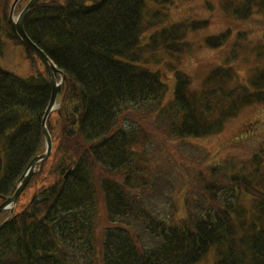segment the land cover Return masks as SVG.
I'll return each mask as SVG.
<instances>
[{"label": "trees", "instance_id": "1", "mask_svg": "<svg viewBox=\"0 0 264 264\" xmlns=\"http://www.w3.org/2000/svg\"><path fill=\"white\" fill-rule=\"evenodd\" d=\"M13 1L0 0V29L22 48L32 76L0 66V205L45 151L41 120L52 90L41 61L11 31ZM172 1L39 0L26 14V36L61 73L55 77L62 85L46 123L51 155L27 187L42 175L43 183L22 212L0 214V264H264L262 123L245 122L231 145L245 149L238 161L206 157L207 168L195 165L197 179L184 176L175 200L180 215L174 194L159 190L170 177L158 176L162 151L152 148L216 136L247 110L264 108V0L222 4L251 29L238 32L223 62L196 82L178 61L198 51L187 37L207 25L165 21ZM228 37H207L204 46L216 50ZM164 80L173 82L166 108ZM172 150L168 160L179 177L184 157Z\"/></svg>", "mask_w": 264, "mask_h": 264}, {"label": "rangeland", "instance_id": "2", "mask_svg": "<svg viewBox=\"0 0 264 264\" xmlns=\"http://www.w3.org/2000/svg\"><path fill=\"white\" fill-rule=\"evenodd\" d=\"M224 2H226V0H173L167 6V8L163 10L165 13L164 16L166 17L164 20L168 22H174L176 20L184 19L203 20L204 22H206V29L204 28L198 30V32L191 33L187 37L190 43L192 42L196 46V50L198 51L195 52V54L190 56L188 55V57H184L183 59L178 61V68L188 76L192 77L194 79V82H196L197 79L205 73V70L207 71L211 66L218 65L223 62V60L225 59L224 57H226V55H228V52L231 51L230 45L234 41L235 35L238 32L241 33V31H247L251 29L249 26H246L244 24L241 25V22L234 21L233 18L222 8V4ZM19 12V9L13 10L12 15L10 16V20L15 21ZM151 14L152 13H149L150 16ZM149 30H151L150 26L148 31ZM225 31H228L229 37L227 42H225L222 47L216 50H211L204 46V40L207 37L214 36ZM260 35L261 34L258 32L252 37V40L249 43L250 47H253L255 44L259 43ZM255 36L257 37L255 38ZM193 44L192 46H194ZM197 44H200L201 47L198 48ZM175 61L176 59L173 58L172 64L175 63ZM0 66L3 70L10 72L22 79H27L32 76L29 61L24 58L22 48L11 43L2 29H0ZM160 67L163 69L160 70H162L163 73H166L167 69L165 65L161 64ZM237 69L240 77L246 76L247 67L239 66V68ZM164 81L167 82L166 80ZM172 89L173 82L172 80H169L167 82V90L165 92V96L163 97V100L161 102L162 108L169 107L173 102ZM55 108H58V102H56ZM253 119H258L259 122L262 123L260 127H258L261 129V131H264V108L255 106V108L247 110L238 118L228 123L225 126L224 130L216 136H211L207 139L185 138L183 140L170 141L166 145L163 144V141H159V145L153 144L152 148L156 149L158 146V148L162 151L159 158V163H161L159 165L162 169L159 170L158 176L161 178V174H167L170 177L160 181L159 185L161 187L159 188V190L160 192H162V194L169 195L170 192L174 194L172 203L174 205V208L179 210V215L182 212V202L175 200H180V198L178 199L177 189H180L184 176L190 173V178L197 179L198 174L194 171L195 165H202L203 169L207 168L208 164L204 162V158L206 157H208L209 163L214 161L217 162L218 158H224V156H231V160H233V162L238 161L239 158L245 153V149H243V147H241L240 145H231H233L234 142H238L241 140V134L244 133V130L242 129H244L245 122L247 120ZM169 147L173 149L171 153L172 155H175V152H177L180 155L176 156L184 157L183 162L180 166H182V170H185V172H183V175L179 177L173 174V165L170 160H168L169 153L171 152L167 151ZM49 166L50 163L48 162L45 166V171L48 170ZM170 173L173 175H170ZM43 177L44 175L39 177L33 184L25 189L23 194L19 196L16 204L12 207L13 213L18 214L22 212V210L32 199L34 191L42 185ZM155 197H158V195L156 194ZM160 200H162V198ZM156 203L157 201H152L150 204H154L153 208H155L156 211L160 212V209L158 208ZM167 203H169L168 199ZM167 208L168 205L165 204L164 209L168 212ZM141 239L142 241L144 239L147 240L144 235L141 236ZM209 260L210 258H208L201 264H207Z\"/></svg>", "mask_w": 264, "mask_h": 264}, {"label": "water", "instance_id": "3", "mask_svg": "<svg viewBox=\"0 0 264 264\" xmlns=\"http://www.w3.org/2000/svg\"><path fill=\"white\" fill-rule=\"evenodd\" d=\"M19 1L20 0H15L13 2L12 6L10 8V16L12 15L14 8ZM38 1L39 0H30L28 2V4L26 5V7L19 14L16 22L12 23V27L17 31L22 44L26 48H28L30 51H32L36 55V57L42 62L43 66L47 70L48 76L50 78L51 87H52L51 97H50L48 106L46 108V111L43 115V118L41 120V130H42L44 140H45V151L42 155L37 156L35 159H33V161H31V163L27 166V168L25 169V171H24V173H23V175L19 181V184L17 185L13 194L10 197H8L7 199H5L4 202L0 205V214L4 211H7L8 209H12V207L16 204L21 193L27 187L31 178L40 171L42 164L44 163V161L47 160V158L50 156L51 151H52V140H51V136H50V134L46 128V122H47V119H48L49 115L51 114V112L54 111V109H55L56 98H57L58 92L60 90V87L62 85L61 82H57L55 75L56 74L61 75V73L50 63L48 58L41 52V50H39L29 40V38L26 36V34H24L22 32L23 20L25 18V15L31 9V7L35 3H37ZM37 166H38V169H37V171H35V168ZM10 213H12V210L10 211Z\"/></svg>", "mask_w": 264, "mask_h": 264}, {"label": "bare ground", "instance_id": "4", "mask_svg": "<svg viewBox=\"0 0 264 264\" xmlns=\"http://www.w3.org/2000/svg\"><path fill=\"white\" fill-rule=\"evenodd\" d=\"M24 21V20H23ZM9 22L10 23H12V20H9ZM11 31H12V33H13V35H14V37L15 38H17L18 39V41L20 42V43H22L21 42V40H20V37H19V35H18V33H17V31L13 28V27H11ZM22 32L24 33V34H26L25 33V31H24V28H22ZM37 47V46H36ZM38 48V47H37ZM39 49V48H38ZM29 50V49H28ZM40 50V49H39ZM30 51V50H29ZM34 56H36L32 51H30ZM42 52V51H41ZM46 70V69H45ZM47 71V70H46ZM48 74V73H47ZM62 80L64 81V78H62ZM43 154V153H42ZM41 154V155H42ZM51 155V154H50ZM38 156H40V155H38ZM50 157V156H49ZM49 157L47 158V160L49 159ZM46 160V161H47ZM46 161H44V162H46Z\"/></svg>", "mask_w": 264, "mask_h": 264}]
</instances>
